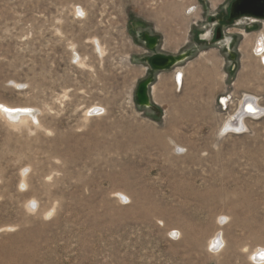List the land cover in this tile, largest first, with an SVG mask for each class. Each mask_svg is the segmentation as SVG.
<instances>
[{
    "label": "rangeland",
    "instance_id": "rangeland-1",
    "mask_svg": "<svg viewBox=\"0 0 264 264\" xmlns=\"http://www.w3.org/2000/svg\"><path fill=\"white\" fill-rule=\"evenodd\" d=\"M232 1L0 0V105L38 117L0 109V264H255L264 118L222 123L264 104V21L225 19ZM160 54L186 56L157 73Z\"/></svg>",
    "mask_w": 264,
    "mask_h": 264
},
{
    "label": "bare ground",
    "instance_id": "bare-ground-1",
    "mask_svg": "<svg viewBox=\"0 0 264 264\" xmlns=\"http://www.w3.org/2000/svg\"><path fill=\"white\" fill-rule=\"evenodd\" d=\"M204 36L209 37L210 32L208 34H205ZM152 43H154V41H152ZM263 44H264V36L263 38H261L260 45H257V48H256V53L261 54L260 56L261 60L264 62V54L261 53L264 50ZM246 94H249V93H246ZM242 97L240 98L238 102L236 110L228 116V118L224 121L222 125L226 135L228 134H238L239 135V134L245 133L247 131L248 118H252L255 120H260L264 118V105H261L260 101L257 102L256 98L251 95H245L243 100H241ZM226 102L227 101H224L225 105L227 104ZM0 109L2 111L1 113H3L2 115H5L8 119L13 120V121H18L19 119H22L23 117H32L33 119L38 120L37 110L32 107H10L5 104H1ZM92 109L99 110L100 107H94ZM117 197H120L122 203L124 204L130 203V198L127 195H123L119 193ZM226 222H227V217L221 216L220 217L221 226L222 224L225 225ZM172 231L174 234L173 236L176 238L178 237L179 239L180 232L178 230H172ZM221 235H223L222 231H218L216 236L213 237L210 242V245L212 246L215 252H217V250L220 251L221 249L224 248V242L222 240ZM251 257H252L251 259L254 261L255 264H264V247L257 248L255 253H253V256L251 255Z\"/></svg>",
    "mask_w": 264,
    "mask_h": 264
},
{
    "label": "water",
    "instance_id": "water-1",
    "mask_svg": "<svg viewBox=\"0 0 264 264\" xmlns=\"http://www.w3.org/2000/svg\"><path fill=\"white\" fill-rule=\"evenodd\" d=\"M262 2L264 0H237L232 4L231 10H230V21H232L234 18H237L240 12L242 14L244 13H254L256 15H260L259 11L260 9L264 8V5L262 6ZM220 29H218L219 34ZM219 38V35H218ZM149 39V47L154 48L157 44V39L152 37ZM154 41V43H152ZM185 54L180 56H170V55H156L151 59L152 67L155 70H166L170 67H174L181 61L185 59ZM151 83V80L148 79L144 82H142L137 89V99L140 105L145 107H151L150 98L148 96V88Z\"/></svg>",
    "mask_w": 264,
    "mask_h": 264
},
{
    "label": "flooded vegetation",
    "instance_id": "flooded-vegetation-1",
    "mask_svg": "<svg viewBox=\"0 0 264 264\" xmlns=\"http://www.w3.org/2000/svg\"><path fill=\"white\" fill-rule=\"evenodd\" d=\"M236 1H237V0H233V1L230 3V5L228 6V9H227L228 12H223V13L221 14V16H226V15H227V16L225 17V19L228 20V19H229V16H230V12H229V11L231 10L232 4H233L234 2H236ZM261 4H262V6H263V5H264V2H262ZM259 14H260V15H256V14H254V13H244V14H242V13L240 12V14L238 15V17H237V18H234L232 21L241 20V19H243V18L248 19V20H252V24H250V25H251V26H250V29H254V28H257V26L260 25L262 21H264V8L260 9ZM219 19H221V21H223L222 18H219ZM216 32H217V34H216V38H217V37H218V36H217V35H218V30H216ZM210 36H211V34H210ZM210 36L207 37V38L209 39ZM261 38H263V35L258 36V37L255 39V41H254V45L256 44L255 47H257V45H260ZM218 39L223 40V39H224V36L221 34L220 37H219ZM224 48H231V43H229V44L225 43V44H224ZM233 48H235V47H233ZM263 48H264V44H263Z\"/></svg>",
    "mask_w": 264,
    "mask_h": 264
},
{
    "label": "crops",
    "instance_id": "crops-1",
    "mask_svg": "<svg viewBox=\"0 0 264 264\" xmlns=\"http://www.w3.org/2000/svg\"><path fill=\"white\" fill-rule=\"evenodd\" d=\"M205 68H206V67H205ZM167 71H168V70H161V71H158V72L155 71V72H157V73H161V72H167ZM178 74H179V73H178V71H177V72H176V76H175V82H176V84L179 83V81L177 80V79H179ZM246 93H249V94H246ZM246 93H245L243 96H245V95H251V96H253V97L256 98V101H257V102L260 101L261 105H264V104L261 102V98H260V97H257L256 95L251 94L250 92H246ZM241 96H242V95H241ZM243 98H244V97H243ZM243 98H242L241 100H243ZM237 105H238V104H237ZM237 105H236V108H237ZM236 108H235V110H236ZM235 110H234V111H235ZM234 111H233V112H234ZM233 112H232V113H233ZM232 113H231V114H232ZM229 115H230V114H229ZM229 115H228V116H229ZM227 118H228V117H227ZM227 118H225V120H226ZM262 119H263V118H262ZM262 119H260V120H262ZM225 120H224V121H225ZM254 120H255V119H254ZM224 121H223V123H224ZM223 123H222V125H223Z\"/></svg>",
    "mask_w": 264,
    "mask_h": 264
},
{
    "label": "built area",
    "instance_id": "built-area-1",
    "mask_svg": "<svg viewBox=\"0 0 264 264\" xmlns=\"http://www.w3.org/2000/svg\"><path fill=\"white\" fill-rule=\"evenodd\" d=\"M256 48V47H255ZM223 104H224V102H223Z\"/></svg>",
    "mask_w": 264,
    "mask_h": 264
}]
</instances>
